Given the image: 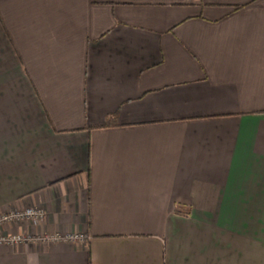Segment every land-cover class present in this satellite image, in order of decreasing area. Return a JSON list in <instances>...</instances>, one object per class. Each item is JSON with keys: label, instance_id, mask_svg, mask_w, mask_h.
<instances>
[{"label": "crops", "instance_id": "0c3cea01", "mask_svg": "<svg viewBox=\"0 0 264 264\" xmlns=\"http://www.w3.org/2000/svg\"><path fill=\"white\" fill-rule=\"evenodd\" d=\"M28 207L0 264H264V0H0V215Z\"/></svg>", "mask_w": 264, "mask_h": 264}, {"label": "built area", "instance_id": "2783aa9c", "mask_svg": "<svg viewBox=\"0 0 264 264\" xmlns=\"http://www.w3.org/2000/svg\"><path fill=\"white\" fill-rule=\"evenodd\" d=\"M46 216V212L43 208L39 207H28L24 209L12 210L7 213L0 215V228L5 224L12 223L19 220H27L33 224L41 223ZM31 239L29 235H25L23 233H8V234H0V245L3 243L16 245L27 242ZM59 237H49L44 236L42 240H59ZM66 240H83L84 236L80 234L70 235L65 237Z\"/></svg>", "mask_w": 264, "mask_h": 264}]
</instances>
